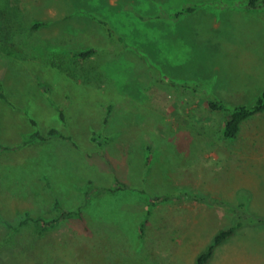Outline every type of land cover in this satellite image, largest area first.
I'll return each mask as SVG.
<instances>
[{"label": "rangeland", "instance_id": "374dc122", "mask_svg": "<svg viewBox=\"0 0 264 264\" xmlns=\"http://www.w3.org/2000/svg\"><path fill=\"white\" fill-rule=\"evenodd\" d=\"M194 3L180 19L159 16ZM0 83V264H197L234 215L191 193L264 215V112L228 139L226 113L207 102L264 90V7L0 0ZM53 127L67 137L26 139ZM56 200L84 217L44 233L25 223L27 212L57 216ZM207 264H264V224L238 230Z\"/></svg>", "mask_w": 264, "mask_h": 264}, {"label": "trees", "instance_id": "16d2710c", "mask_svg": "<svg viewBox=\"0 0 264 264\" xmlns=\"http://www.w3.org/2000/svg\"><path fill=\"white\" fill-rule=\"evenodd\" d=\"M249 6L250 7H264V0H249ZM199 7V4H190L183 6L179 8L178 10L174 12H166L159 14V16H165L171 19H180L184 15L190 14L194 12L197 8ZM136 14L140 16L142 19H149L151 18L150 15L142 14L138 11H136ZM102 22L108 27L109 33L112 36H117L118 38L122 39L123 37L117 34L112 27L110 26L109 22L106 20H102ZM42 23H36L35 26H39ZM94 48H90L88 50H79L76 52H73L75 56H80V57H85L89 56L94 52ZM189 87V86H187ZM191 88V87H190ZM3 85L0 83V97L6 98L7 95L2 92ZM194 90H197L198 88L195 86L192 88ZM208 105L212 110L215 111H222L226 113V118L224 120V125L223 127V134L226 138L228 139H234L238 135L242 124L255 116L258 113L264 112V90H262L257 97L250 103H243V104H236L229 102L225 99H221L218 97H209L208 100ZM51 137H67L63 131L60 129L53 127L51 128L47 134H43L40 131H36L30 136H27V140L29 139H41V140H46ZM106 138L104 139V141ZM0 147L6 148L7 146L3 145L0 143ZM47 180V188L51 187V183L48 177H46ZM123 185V186H122ZM126 184H120L117 186L118 188L121 187H126ZM111 189L115 190L116 188H107L105 186H100L98 189ZM85 196L87 199H89L92 195V191L90 188L85 189ZM191 195L196 199V200H201L205 201L209 204L213 205H223L227 207L232 213H233V221L229 225L220 228L216 234L214 235L212 241L209 243V245L206 247L205 250L200 252L197 256V264H207L208 261H210L215 252L216 249L219 245H221L223 242L231 238L236 234V232L245 226L248 225H253V226H263L264 224V215L255 213L251 211L248 206L246 201H242L237 204H233L227 201L220 200L215 197L211 196H198L195 193H191ZM172 196L170 195H163V196H155L153 199V205L157 204L159 200H169ZM55 210L57 212V216L54 218H45L43 216L39 217H33L29 212L26 213V218H25V223L33 221L36 222V224L39 226V231L40 233H44L46 231L53 230L56 228L60 222L63 219H74V218H83V210L81 208L78 209H71V210H66L63 207H61L59 200H56L55 202ZM145 222L141 224V232L144 234V227ZM97 264V262H95Z\"/></svg>", "mask_w": 264, "mask_h": 264}]
</instances>
